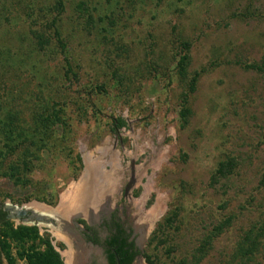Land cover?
<instances>
[{
  "label": "rangeland",
  "instance_id": "374dc122",
  "mask_svg": "<svg viewBox=\"0 0 264 264\" xmlns=\"http://www.w3.org/2000/svg\"><path fill=\"white\" fill-rule=\"evenodd\" d=\"M54 18L64 53L54 38L33 48L23 32L49 35ZM0 24L14 55L0 107L18 112L0 131V204L57 207L97 161L116 182L101 204L140 231L134 264H264V73L245 67L264 56V0H0ZM48 113L58 120L46 124ZM17 125H49L52 139L35 149ZM27 162L19 181L4 175ZM5 232L13 264H29L18 250L30 241ZM36 233L61 247L53 232Z\"/></svg>",
  "mask_w": 264,
  "mask_h": 264
},
{
  "label": "flooded vegetation",
  "instance_id": "af4514ba",
  "mask_svg": "<svg viewBox=\"0 0 264 264\" xmlns=\"http://www.w3.org/2000/svg\"><path fill=\"white\" fill-rule=\"evenodd\" d=\"M126 187L118 192L122 199L127 196ZM112 194H114V189L108 188L104 191V195H106L104 198L107 199ZM103 201L104 199L98 205L100 210L95 209L94 203L89 202L77 206L78 210L80 207L81 210L74 212V217H71L73 214L70 217L63 215L58 210L59 205L53 208L47 207L48 210H40L26 204L17 205L4 202L0 204V210L4 213L3 220H0V226L3 223L13 222L16 223L13 226L15 229H19L21 226L37 229L42 227L45 231L53 232L56 237L53 236L59 241L58 245L61 244V247H53L58 252L63 264H68V258L71 259L69 264H121L114 245V243L119 244L120 242L121 230L123 238H126V243L132 244V248H128L129 253L138 251L141 254L142 250L138 245V238L141 234L139 231L135 235V227L127 228V224L120 219L117 211L111 212L108 207L102 205ZM119 201L120 198L115 200L118 204ZM21 207L25 209V213L19 215L18 210ZM138 255H135L130 264H134ZM0 264H9V260L3 252Z\"/></svg>",
  "mask_w": 264,
  "mask_h": 264
},
{
  "label": "trees",
  "instance_id": "16d2710c",
  "mask_svg": "<svg viewBox=\"0 0 264 264\" xmlns=\"http://www.w3.org/2000/svg\"><path fill=\"white\" fill-rule=\"evenodd\" d=\"M58 5L61 6L62 3L58 2ZM86 6L85 2L80 3V8L84 10L85 12H88V9ZM62 10V7L60 8V11ZM90 17L91 15L88 14ZM57 19H53L50 24V26L53 25V31L52 33L45 34L46 30L38 31L35 28L32 29L29 25L28 30L26 32H23V37L25 40L32 43L34 45L33 48H36V46H40V49H44L45 45H49L52 41L53 38L56 42V47L59 48V51L61 53H64L65 51V44L64 42L60 39V34L57 26H54L55 22ZM47 28V27H46ZM0 29H3V25L0 24ZM45 32V33H44ZM2 34L0 32V77L1 75L7 73L9 70L13 69V57L14 55L11 52V47H10V40H5L2 38ZM34 38L38 40V43L34 41ZM58 45V46H57ZM189 50V44L187 42H183L180 44V51L179 53V60H178V66L180 67V70L183 71L185 69V66L188 61V54L187 51ZM8 55L6 58H2L3 56ZM248 69L255 70L256 72L264 73V56L262 57L260 62L257 63H251L249 65L245 66ZM71 72V66L65 59V73L66 75ZM197 78V75L195 74L192 78L191 82V87L194 83V80ZM190 89V87H189ZM192 89V88H191ZM5 96L1 95L0 100H3ZM1 105H3L0 102ZM3 113V115H2ZM36 113V112H33ZM5 111L3 107H0V131L5 128V127H12V121H14L13 118H15L18 115V112H8L7 116L8 118L4 117ZM33 118L36 122V114L33 115ZM58 120L57 113H48L46 116L43 117V121L47 124L49 121H56ZM124 123L121 120H115L113 122V128L117 129ZM17 128L16 131L19 129V125L16 126ZM9 133L12 131L11 128H9ZM49 125L44 127V130L38 131L35 134H32V131L30 133V130H25L19 129V132H16L18 134L17 137L22 138L24 140L23 142L20 143H28V146H35L36 149V144H40L41 146H44L51 140V134L48 131ZM3 131V130H2ZM11 133L10 135H12ZM22 136V137H21ZM51 138V139H50ZM6 153L7 152H2L0 151V157L1 160L4 161L6 158ZM28 154V151H27ZM24 157H27L26 154H23ZM28 162L27 164L21 163V164H14L9 168L8 173H5L4 175L8 176L10 179H16V181H19V177L22 175V173L29 171V166ZM226 173V166L224 163H220L218 165V168L216 170L217 175H224ZM262 184L264 185V181H262ZM4 218V213L0 210V220L2 221ZM2 227L8 231V233L5 232V236H9L10 239L13 241H23V242H29L30 245L23 246L19 248V256L20 257H25L27 262L29 264H63L62 260L58 254V252L54 249L53 245L45 239L39 238L36 233V228H30V227H24L21 226L19 229L13 228V226H9L8 223H3ZM8 229V230H7ZM256 236L258 234L256 233ZM1 237V236H0ZM36 240L38 243H36ZM250 243L252 246H255L257 244L256 239H250ZM115 245V250L117 255L120 258L121 264H130L133 261V258L135 255H138V251H131L129 253L128 248H132V244L126 243V238H123V231L121 230V239L119 244L114 243ZM43 247V249H42ZM4 253L8 260L10 261V264H13V260L10 257V243L8 240L4 242V240H0V258H1V253Z\"/></svg>",
  "mask_w": 264,
  "mask_h": 264
},
{
  "label": "bare ground",
  "instance_id": "6f19581e",
  "mask_svg": "<svg viewBox=\"0 0 264 264\" xmlns=\"http://www.w3.org/2000/svg\"><path fill=\"white\" fill-rule=\"evenodd\" d=\"M99 154L101 155L102 153L100 152ZM108 155L111 161L114 162L115 159L112 157L113 155L110 154V152H107V156ZM112 168L115 170V172L117 171V166L115 164L112 166ZM109 175V173H106L102 170L101 163L97 161L88 162L87 169L81 178L82 180L78 184L72 186L66 195L64 194L62 196L58 210L61 211L66 217H70L72 214L75 215L74 212L76 213L79 209L77 206L84 205L87 202L92 204L94 203L93 206H95V209L98 210L100 201L106 198H104V196H106L104 195V190H106L108 187H112L111 185L114 186L116 183L113 177L112 179L109 178L111 177ZM30 206H32L34 209L48 210L47 207H43L36 203H33ZM136 208L137 214L140 213V209H142V207ZM80 210H78V212H80ZM154 211V208H152L150 212L147 213V215L141 216L142 221L140 222V225L146 224L148 221L147 219L153 217ZM70 260V258L67 259L68 264L70 263Z\"/></svg>",
  "mask_w": 264,
  "mask_h": 264
},
{
  "label": "water",
  "instance_id": "95a60500",
  "mask_svg": "<svg viewBox=\"0 0 264 264\" xmlns=\"http://www.w3.org/2000/svg\"><path fill=\"white\" fill-rule=\"evenodd\" d=\"M82 179H80V181H81ZM132 181L133 180H131L130 182H129V184L127 185V187H126V192L130 189V187H131V185H132ZM25 213V209H23L22 207L18 210V214L20 215V214H24ZM75 215H72L71 217H74Z\"/></svg>",
  "mask_w": 264,
  "mask_h": 264
}]
</instances>
